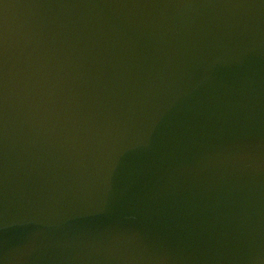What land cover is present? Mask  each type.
Returning <instances> with one entry per match:
<instances>
[{
    "label": "water",
    "instance_id": "water-1",
    "mask_svg": "<svg viewBox=\"0 0 264 264\" xmlns=\"http://www.w3.org/2000/svg\"><path fill=\"white\" fill-rule=\"evenodd\" d=\"M0 264H264V0H0Z\"/></svg>",
    "mask_w": 264,
    "mask_h": 264
}]
</instances>
